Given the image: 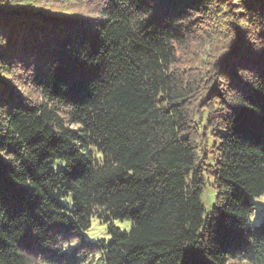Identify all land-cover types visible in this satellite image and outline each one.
Here are the masks:
<instances>
[{
    "label": "trees",
    "instance_id": "trees-1",
    "mask_svg": "<svg viewBox=\"0 0 264 264\" xmlns=\"http://www.w3.org/2000/svg\"><path fill=\"white\" fill-rule=\"evenodd\" d=\"M98 8L0 0V264H264V0ZM206 18L200 84L177 46ZM92 218L131 225L88 241Z\"/></svg>",
    "mask_w": 264,
    "mask_h": 264
},
{
    "label": "rangeland",
    "instance_id": "rangeland-1",
    "mask_svg": "<svg viewBox=\"0 0 264 264\" xmlns=\"http://www.w3.org/2000/svg\"><path fill=\"white\" fill-rule=\"evenodd\" d=\"M43 9L50 14H74L83 17L97 16L101 0H39ZM36 4L35 6H37ZM43 10V11H44ZM197 35H194L184 45L177 46V62L179 68L192 74L201 83H206L213 74L214 63L217 61L218 43L223 36L221 27L211 25V20L202 19ZM205 32V33H204ZM204 36V37H203ZM203 53L207 54L203 59ZM21 90L32 98L37 96L36 89L22 83ZM214 200V189L210 183L205 187L202 194V202L206 212L209 211ZM255 209L252 216V223L257 224L264 217V198L253 199ZM130 221L109 218L106 221L92 218L89 227L84 231V237L88 241L109 239V230L119 228L126 231L130 228ZM75 243H72L73 246ZM88 264H99L92 259Z\"/></svg>",
    "mask_w": 264,
    "mask_h": 264
}]
</instances>
